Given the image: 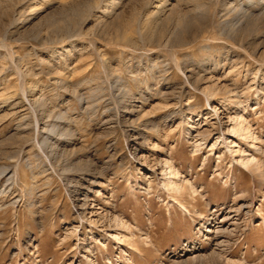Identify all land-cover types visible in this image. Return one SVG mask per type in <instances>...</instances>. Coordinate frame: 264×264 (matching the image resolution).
<instances>
[{
	"label": "rangeland",
	"instance_id": "1",
	"mask_svg": "<svg viewBox=\"0 0 264 264\" xmlns=\"http://www.w3.org/2000/svg\"><path fill=\"white\" fill-rule=\"evenodd\" d=\"M0 264H264V0H0Z\"/></svg>",
	"mask_w": 264,
	"mask_h": 264
},
{
	"label": "bare ground",
	"instance_id": "2",
	"mask_svg": "<svg viewBox=\"0 0 264 264\" xmlns=\"http://www.w3.org/2000/svg\"><path fill=\"white\" fill-rule=\"evenodd\" d=\"M165 166L169 169L168 173L174 175V168H173V166H171V165L168 164L167 162L164 163V167H165ZM175 175H176V174H175Z\"/></svg>",
	"mask_w": 264,
	"mask_h": 264
}]
</instances>
